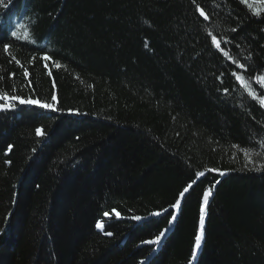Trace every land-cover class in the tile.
<instances>
[{
    "label": "trees",
    "instance_id": "obj_1",
    "mask_svg": "<svg viewBox=\"0 0 264 264\" xmlns=\"http://www.w3.org/2000/svg\"><path fill=\"white\" fill-rule=\"evenodd\" d=\"M233 73L264 94L261 0H0V95L56 108L0 111V264H264V107Z\"/></svg>",
    "mask_w": 264,
    "mask_h": 264
},
{
    "label": "snow or ice",
    "instance_id": "obj_2",
    "mask_svg": "<svg viewBox=\"0 0 264 264\" xmlns=\"http://www.w3.org/2000/svg\"><path fill=\"white\" fill-rule=\"evenodd\" d=\"M241 2L247 4V0H241ZM261 2L264 3V0H261ZM252 11H253L254 15H259L260 14L259 11H256V10H252ZM200 15L203 16L205 20H207L209 18L207 15H205V13L202 10H200ZM232 30L235 31V29H232ZM12 35L15 36L16 33L13 32ZM212 39H213V43L216 45V47L219 48L220 44H219V42H217L216 37L213 36ZM9 48H10V45L5 44L4 48H3L4 52L7 53L9 51ZM225 55H227V53H225ZM13 59H15V58L13 57ZM41 59L43 61L47 62L51 58L48 55H45V56L41 57ZM17 63H19V61H17ZM44 67L48 68V64L45 63ZM57 67H59L58 64H57ZM237 67L243 68L244 66L243 65H237ZM49 74H50V72H49ZM23 75H24V77L27 78L29 76V72L27 70H25ZM233 75L242 84V86H244L248 90L249 95L252 96L253 99L258 100L260 105L262 107H264V94H261V95L258 96L256 94V92L251 89L250 85L248 83H246L244 77L238 75L237 73H233ZM2 79H3V77H0V80H2ZM255 79H256V82L258 84H260L261 87H264V76H258ZM51 99L53 101H55L56 100V96L53 95L51 97ZM0 101H2V102H0V111H12V110H14L15 107H16V104L12 103V102H18V104H21V105H35V106H38L41 109H48V110H52V111L56 110L55 106L52 103L41 102L38 99L24 98V97H21V96L9 95L8 93H4V94L0 95ZM36 135H38V136L43 135V130L40 129V128H37L36 129ZM11 147L12 146L9 145V150L11 149ZM249 162L251 163V161H249ZM261 167H264V165H261ZM209 171L212 172V171H218V170L209 169ZM219 174L220 175H224L223 172H219ZM197 175H198V177L199 176H203L204 173L201 172V173H198ZM217 183H219V181H217ZM191 187H192L191 184H189L187 187H185L184 190L179 194L180 197L183 198L185 193H187ZM211 194H212V189L211 188H209L208 190H206L203 193L202 201H203V205L204 206H206L208 204L209 197L211 196ZM180 203H181V201L178 199L176 201V203L173 205V207L174 208H179L180 207ZM204 206H202L200 208L199 231L197 232V234L195 235V238H194V247H193L192 254H191L192 255V260L196 259L197 252L201 248V244H202V241L204 239V234H205V228H204V224H205V207ZM113 212H114L115 216L119 217V212H115V210H113ZM160 214L161 213H159V212L152 213L153 216H158ZM103 215L105 217H108V216H110V213L105 212ZM133 219H135L137 221H140L141 217L136 216V217H133ZM175 220H176V216L175 215H171V218L169 220V226H171L175 222ZM96 228L101 230V231H103L104 230V222L103 221H98L96 223ZM167 231H168V229H165L159 235H157L154 240L144 241V243L153 244V245L159 244L160 240H161V237H163L165 232H167ZM105 235L111 236L112 233L111 232H105Z\"/></svg>",
    "mask_w": 264,
    "mask_h": 264
},
{
    "label": "rangeland",
    "instance_id": "obj_3",
    "mask_svg": "<svg viewBox=\"0 0 264 264\" xmlns=\"http://www.w3.org/2000/svg\"><path fill=\"white\" fill-rule=\"evenodd\" d=\"M201 246H202V244H201ZM200 249H201V248H200ZM200 249H199V250H200ZM199 250H198V252H197V255H198V253H199ZM192 264H193V263H192Z\"/></svg>",
    "mask_w": 264,
    "mask_h": 264
},
{
    "label": "bare ground",
    "instance_id": "obj_4",
    "mask_svg": "<svg viewBox=\"0 0 264 264\" xmlns=\"http://www.w3.org/2000/svg\"><path fill=\"white\" fill-rule=\"evenodd\" d=\"M99 230V229H98ZM99 231H101V230H99Z\"/></svg>",
    "mask_w": 264,
    "mask_h": 264
}]
</instances>
